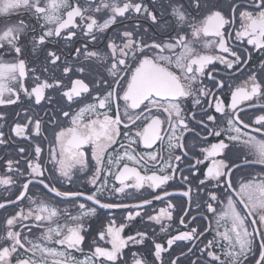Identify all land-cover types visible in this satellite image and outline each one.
<instances>
[{
    "label": "snow or ice",
    "instance_id": "snow-or-ice-1",
    "mask_svg": "<svg viewBox=\"0 0 264 264\" xmlns=\"http://www.w3.org/2000/svg\"><path fill=\"white\" fill-rule=\"evenodd\" d=\"M9 106L0 264H264V0H0Z\"/></svg>",
    "mask_w": 264,
    "mask_h": 264
},
{
    "label": "flooded vegetation",
    "instance_id": "flooded-vegetation-1",
    "mask_svg": "<svg viewBox=\"0 0 264 264\" xmlns=\"http://www.w3.org/2000/svg\"><path fill=\"white\" fill-rule=\"evenodd\" d=\"M81 2H83V0H81ZM203 51L207 52L208 50H203ZM258 59H259V57H254L253 63H256L258 61ZM237 75H239V74H237ZM225 79H226V85H228V84L236 85V84L240 83V80L228 79L227 76H225ZM220 95L225 100H228L230 98V91L227 88V86L225 87L224 91L222 93H220ZM12 107H14V106H9L7 109L0 107V110H7V111L11 112ZM0 123H4V122L0 121ZM5 130H7V124H5ZM209 139H211V138H209ZM139 150L140 149L138 148L137 151H139ZM162 155L166 156L167 153L164 152V153H162ZM208 163H209V161H205V164L201 166V170H203L204 167ZM238 178L239 177H237V179ZM112 182L113 181L110 179L109 184L111 185ZM170 183H172V182H170ZM66 187H73L75 189H79V190L85 191V192H87L88 190L91 189V185L87 184L86 178H84V177H81L80 179L76 180L75 185H72V186L66 185ZM169 190L176 193V195H174V197H172L171 199H172V202L177 205V210L173 214L174 215L173 222H166V223H170L169 231L171 232V234H175L176 231L183 229V226L178 223V217L182 214L181 209L186 208L187 204H186V198H181L178 195V186L174 185ZM2 193H3V189H0V194H2ZM141 196L151 198L149 196L148 191L141 190V193H132L129 197H127V198L121 197V199H124V201L127 203H138ZM88 203L90 204L91 202H88ZM53 204H55L58 208H61V209L67 208L70 213L76 214V208L72 207V205H70V204L57 203L56 200H53ZM23 206L24 205H21V207H23ZM164 206H165V202L153 201V204L150 207L158 210L160 207H164ZM11 211H12V208H11V206H9L8 212H11ZM127 211H128L127 209L110 210V212L109 211H102L100 213V219L99 220L92 218L89 221V223H91V229L90 230L94 233L96 229H98V228L102 227L104 224H106L108 221L105 217L109 216V215H114L116 217L117 224H119L122 217L127 214ZM7 214L8 213L4 212V210H0V229H2L3 217L6 216ZM193 214H195V213H193ZM61 222L63 223L64 221L62 220ZM198 223L206 224L207 222L198 221ZM136 226L140 227L139 218L137 219ZM154 227H155L156 237H157L158 242L165 244L166 240L168 238V234L164 233V232H160V226L159 225H155ZM132 231H133V228L129 227L125 230V234H130ZM38 235H39V233H37V236ZM209 238H211V236H209Z\"/></svg>",
    "mask_w": 264,
    "mask_h": 264
}]
</instances>
